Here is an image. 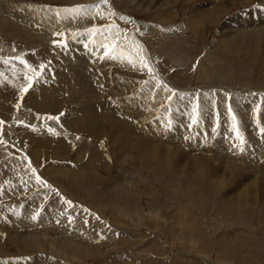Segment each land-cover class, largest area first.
I'll return each mask as SVG.
<instances>
[{"label":"rangeland","instance_id":"obj_1","mask_svg":"<svg viewBox=\"0 0 264 264\" xmlns=\"http://www.w3.org/2000/svg\"><path fill=\"white\" fill-rule=\"evenodd\" d=\"M20 1V5L13 6L9 11L5 8H0V16H6L10 13L12 18H21L24 23L32 25L33 28L39 27V33H45L47 37H51V39H47L51 46L48 55L39 58L38 63H42L44 67L41 68L40 66L38 70L39 64L37 63L33 68V70L35 69L34 71L30 69L25 71L24 64H21L22 68H15L13 66L20 64L21 60L26 61L27 56L36 50H19L16 53L15 50L7 48V46H10V44H7L2 49L7 54L0 53V122H2L0 123V147L3 146L1 148L2 151L0 150V169L2 171L0 173V186H5L3 187L4 189L8 188L10 190L12 185L15 186L21 181L20 183L23 184V192L26 197L25 203L23 199L14 200L11 202L12 206L15 205L24 209V204L27 205L26 202L28 200L35 203L36 201L43 200V203H48L59 196V198L65 200V205L67 204L65 214L68 215L73 225H80L85 231L89 232H86L89 236H93L96 240V242L92 240L90 242H93L92 245L82 250L84 251L83 255L86 254L85 258L81 257L83 255H77L80 258L76 257L74 262L68 260L70 264H264V183H262L264 180L257 184V187H255L257 192L252 197L249 192H241V189L244 186L246 187V184L249 186L250 183L245 182V185H241L232 182L235 177L232 173L226 179L227 181L224 182L223 186L226 185V190H223L221 186H217L216 188V180L219 179V176L223 172L222 169L204 168L199 174L197 173L198 170L194 173L182 166L173 165L171 162L161 161L154 157L146 158L143 155L141 156L134 147V150L133 148L125 147L126 145L118 137H115L116 139L113 142L110 137L104 139L97 136L98 134L86 135V132H81L82 126L80 123L76 126V130L70 129L69 118L65 117L70 114L74 115L71 112L78 108L76 106H79V101L85 104H87L86 102L90 103L91 100L87 97L88 92L85 94V91L89 90L92 85L96 90L100 87L98 86L100 85V78L91 73L94 69L93 63L97 64L98 59L85 56L75 59L79 62H68L69 64L72 63L70 67H74V65L77 66L81 62L86 61V68H82L81 71L82 75L78 72L76 76L72 77L75 79L74 84H76L74 89L68 92L63 90L64 93L54 98L56 101L59 99L63 101L58 105H53L52 107L55 109L37 110L38 107L34 98H36L37 93L41 92L39 89H41L40 84L42 79L44 81L45 77H52L51 71L56 74L57 69H62L64 66L65 57L60 55L62 51H70L71 49L68 47H74L72 52H70L73 56L75 55L74 51H81L82 53L86 49L92 51L90 45L80 46L91 44L94 41L95 44L100 45L99 47L107 48L109 46L112 47V51H115V49L121 53L124 51L125 53L123 52V54L125 55H129V53L135 54V49L128 48L127 43L137 38V31L132 33L131 30H128L126 37L121 36L119 34L120 29H116L115 27L117 22H114V27L111 23L107 22H98L97 24L93 22L94 24L92 23L90 28L84 27L87 24L85 23L78 26L75 30L66 29L64 31L67 26L75 25L73 21L75 18L65 19V16L60 17V15L67 13V11L53 10L44 13L37 9L26 8V6H33L34 4L43 6L45 4V6L47 5L46 7H50L54 5L44 2V0ZM123 1H117V8L122 13H129L135 20V23L139 25V34L143 32L145 36V38H139L140 40L141 38L143 39L141 41H146L153 33H148L150 32V29H147L149 26L157 24L155 26L156 29L161 30L159 33L162 32L161 27L158 26L159 21H156L160 15L168 19V13L171 15L170 12L174 11L175 20L168 21L173 22L174 25L173 23L171 25L170 23H166L168 27H166L167 29L165 28V30L170 29L171 31L165 34L169 40L173 35L172 28L176 30H179L177 27L182 28L183 22L189 18L194 9L202 6L203 3L209 2V0H191L189 2L179 0L175 6L173 5L174 7H167L162 13H159L155 7L156 2L151 3L148 7L149 9H138L135 5H127ZM216 1L219 5L223 4L222 7H224H221V22L209 25L211 29L209 28V30L205 31V36H197L198 38H195L197 41L192 39L189 44L193 46L189 51V47L187 46L188 48H186V44L182 47L181 54L184 56L182 58V68L179 65L178 67H172V69L168 67L169 63L164 62L162 64L165 71L163 74L173 79V85L184 90L191 88V92L197 90L202 84V86L206 87L211 86L209 91L212 90V92H222L230 87L231 89L236 88V90L244 94L246 93L245 95L247 96L250 93H254L250 92V89H253L255 94H257L256 96L263 97L264 63L259 57V61L257 59L252 61L250 56H245L242 53L240 56L230 54L228 58L221 61V63H224L230 69L220 74L219 77L221 79L219 77L215 79L217 82L214 80V82L212 81L208 84V81H202L204 80L203 77L195 78L194 73L198 72L200 64L203 63L204 65L205 63L210 67V60L208 62L207 58L218 55L215 54L216 37L221 35V26L223 24H232V18L240 19L242 16L257 21L260 18V9L264 10V4L261 3V0ZM55 6L60 8L66 7ZM52 13L57 17H53ZM80 15L81 13L78 17ZM131 16L130 18H132ZM65 21L67 22L66 24L64 23ZM153 22L154 24H152ZM8 25L7 22L0 20L1 29L8 27ZM10 25L14 26L13 23H10ZM91 28H95L98 31L92 35L84 36ZM114 28L118 30L115 32L117 39L102 42L98 33L102 31L101 33H105L106 37V34L111 33ZM246 28L240 27V29ZM216 32L219 35L216 36L218 34ZM57 33L60 35H57ZM146 33L148 34L146 35ZM135 34L136 37L134 38ZM165 35H162V38L166 39ZM80 40L83 42L78 43L77 41ZM101 43L104 45L102 46ZM30 47L33 48L34 43H30ZM153 51H155V47L151 46L150 52L153 53ZM137 55L142 58V54ZM37 56L35 54L32 57L34 63ZM101 56H103V53L100 54ZM156 56L158 55L156 54ZM45 58L46 62L43 60ZM187 58L188 64L185 63ZM28 61L29 59L26 62ZM137 61L139 64L142 63L141 60L140 62L139 60ZM154 62L155 66H159L158 69L161 72L162 67L160 62L157 63V60H154ZM217 64L219 63L217 62ZM50 67L52 70L49 69ZM116 67H119L118 71L115 68L116 76L122 75L124 77L120 79L114 78L115 81L117 80V84L120 83L119 87L116 88L119 91L116 95L124 96L123 100L128 98L127 94L130 89H134V92L138 89L131 96L132 98L136 94H138L137 97H141L140 92L148 88H150L149 90L152 92V95L158 94L155 92V87H152L148 80L143 79V70H140L141 73L135 74L128 68L124 70L125 67L121 68L119 65H116ZM218 67L223 69L220 65ZM180 69L181 71H178ZM47 73H50V75ZM83 75H87L89 77L88 83L92 84L86 90L77 82ZM174 77H176L175 80ZM182 77H186V80L181 81L180 78ZM227 78L230 79L228 80ZM30 81L31 86L28 87ZM11 82L15 83L17 87L16 85L13 88L9 87L8 84H11ZM122 84L130 89L120 92L119 89L122 88ZM221 85L222 87L225 85V87L217 88ZM25 88H27L26 91L24 90ZM156 89L158 88L156 87ZM200 90L209 93L204 88H200ZM179 92L183 91L180 90ZM220 92L219 94H221ZM95 93L98 92L95 91ZM172 95L175 98L171 97ZM171 96L166 93L164 99L160 97H157L158 99L147 98L143 103L147 107L149 105L150 109L154 112V118L165 116L169 120H174L176 118L175 113L180 109L176 104L181 101L176 99V93L171 94ZM80 97L81 99H79ZM186 99H184L185 101L182 104L189 106L192 111L194 106H197L198 109L205 108L204 102L206 101L198 103V99ZM143 100L144 98L138 101ZM206 100L209 101V95ZM109 101L110 103L114 102ZM154 103L156 104L155 106H153ZM50 104L51 102H49ZM259 104L260 102L257 101L256 105ZM210 108L214 109L215 112L214 106L211 105ZM232 112L233 108L231 107L230 113ZM216 119L220 121L221 118ZM221 120H223V117ZM258 120L255 119L256 122ZM144 122L147 123V121ZM81 123L85 124V122ZM71 125H74V122ZM244 127L246 128L243 131L247 135H253V133H248L247 126ZM50 129L54 130V132L50 131ZM151 138L153 137L151 136ZM131 140L137 143L139 137ZM37 141H39V144L36 143ZM154 145L152 146L154 147ZM160 145L162 146V144ZM189 152H187L188 158L186 156V159H184L187 164L190 163L188 161L192 160V154ZM92 154L94 155L90 156ZM96 154L98 155L96 156ZM195 154H197L196 151ZM89 157L91 159L96 158L94 163L92 162L95 164V166L91 167L92 169L84 167L86 162L88 163ZM10 159L15 160L14 162L16 163L12 168L5 165L6 162L12 165L9 162ZM33 169L35 172H33ZM249 172L253 173V170L247 169L244 175L249 174ZM72 176L77 177L76 183L70 180ZM37 177L45 183H39ZM213 178L216 180H213ZM249 182L251 181L249 180ZM241 186L243 187L240 188ZM223 192H225V196ZM236 197L243 201L246 200L245 203L238 202ZM262 197L263 200L261 199ZM227 199H229V203L226 201ZM3 200L7 202L10 198L6 197ZM5 205L7 206L6 203ZM86 249L88 250V254ZM71 251L69 249L70 253Z\"/></svg>","mask_w":264,"mask_h":264},{"label":"bare ground","instance_id":"obj_2","mask_svg":"<svg viewBox=\"0 0 264 264\" xmlns=\"http://www.w3.org/2000/svg\"><path fill=\"white\" fill-rule=\"evenodd\" d=\"M117 1L118 0H115L113 2V0H108L107 3H104L103 0H44V2L53 4L54 6L46 7L47 5L45 6V4L43 6L37 4H34L33 6H26V8L37 9L44 13H48L53 10H66V9H72L76 6H83L84 11L81 12V15L79 17L78 15H75L70 11H67V13L63 15H60V17L65 16L64 17L65 19L75 18L73 20L75 25H70V26L66 25L67 27L64 29V31L66 29L75 30L78 26H81L85 23L87 24L84 25V27L90 28V25L93 22H95L96 24L98 22H107V23H111V25L113 24L115 25L114 22H117L115 26L116 29L119 28L120 29L119 34L125 37L127 36L128 30H131L132 33L134 31H137V38H135L136 37L135 34L134 35L135 40L134 41L132 40V42L127 43L128 48L135 49V54L129 53V55L128 54L125 55L123 54L124 51L122 53L116 49L115 51H112L111 50L112 47L109 46H107V48L105 46H104L105 48L99 47L100 45L98 46L97 44H95L94 41L91 43L92 45L84 44L80 46L82 47V46L90 45L92 51H90L89 49H86L84 53H82L81 51H74L75 53L74 56L70 54V52H72L74 47H68L69 49H71L70 51H62L60 55L65 57L64 66L62 67V69H57L56 74H54L51 71L52 68L50 67L49 69H51L50 70L51 75L53 76L45 77L44 81L42 79V82L40 84L41 89H39L41 90V92L37 93L36 98H34L36 106L38 107L37 110L38 109L53 110L55 109L54 107H52L53 105H58L59 103H62L63 101H61V99L56 101L54 100V98L64 93L63 90H65L66 92L73 90L76 84H74L75 79H73L72 77L76 76L78 72L82 75L81 73L82 68H86V61L81 62L77 66L75 65L74 67L72 66L73 68L70 67L72 63L69 64L68 62H76L78 60L75 59L83 58L85 56H91V58L98 59L97 64L93 63L94 69L92 70L91 73L95 75L97 78L98 77L100 78L101 80L100 85H98L100 87H98L99 89L96 90L94 86L91 84L92 87L89 88V90L85 91V94L88 92L87 97L90 98L91 100L90 103L88 104V102H86L87 104H85L79 101L78 102L79 106H76L78 108L75 107L76 110L71 112L72 114L74 113V115L72 116L70 114L65 117V118L67 117L69 118L68 122L70 123L69 124L70 129L76 130V126L80 123V125L82 126L81 132L82 131L86 132V135L98 134L97 136H99L100 138L105 139L110 137L112 139L111 141H113L118 137V139L124 145H126L125 147H129L130 149L134 147L135 150L138 152V154H141V156L143 155L146 158L154 157L155 159L161 161L164 160L166 162H171L173 165L175 164L176 166H182L183 168H187V170L194 173L195 171L198 170L197 173L199 174V172L204 168L222 169L223 172L219 176V179H217V177L215 176L217 180L215 178H213V180L215 179L217 181L216 188L217 186L219 187L221 186L223 190H226V185L223 186L224 182L227 181L226 179L230 177L233 173L235 177L232 182L241 185H245L246 184L245 182L250 183L249 186H247L246 184V187L241 186L240 188L243 187L241 189L242 193L249 192V194H251L253 197V194L257 192L255 187H257V184H259L264 180V132H262V129H264V96L263 97L256 96L257 94H255V91L253 89H250L251 90L250 92H254V93H250V94L248 93L249 95L246 96L245 95L246 93L244 94L243 92L236 90L235 87H234L235 89H231L229 86H228L229 88L226 87L227 88L226 90L222 92L219 91L221 93L219 94V92H212V90L209 91V88H211V86L206 87V86H202V84L201 86L200 84H198L200 87L197 90H193V92H191L192 90L191 88H190L191 90L190 89L184 90L180 87H177L176 85H173L174 84L173 79H171V77H167L166 74H163V72H165L163 70L164 66L162 67V64L164 62L169 63L170 66L168 65V67L170 68L178 67L179 65L181 66V68L183 67L182 58H184V56L181 54L182 47H184L186 44V48L189 47L188 48L189 51V49L193 46L189 44L191 43L192 39L194 40L195 38L197 39L198 38L197 36H205L204 35L205 31L209 30L210 28L209 25L221 22L222 8H224L222 7L223 4L219 5L216 0H209V2L203 3L202 6L197 7L196 9L193 10V12L190 14L188 19L186 20L184 19L185 20L183 22L184 24L182 23L183 24L182 28L185 27L184 29H182L181 27H177L179 28V30H176L175 28L171 29L173 35L171 37L169 36L170 37L169 40L165 34L168 33L170 29L165 30V28L168 27L166 26V23L167 24L170 23V25L173 23L168 21L175 20L174 19L175 14L173 13L174 11L170 12L171 15H169L168 13L169 16L168 19H166L167 17L165 18L160 15L159 18L157 17L158 19H156V21L157 20L159 21L158 26L161 27L162 32L159 33V31L161 30L156 29L155 26L157 24H154L153 22L152 24L154 25L149 26V28H147L150 29V32H148L149 34L151 32L153 33L146 39V41H141L143 40L142 38H145V36L143 32L142 34H139V28H140L138 27L139 25L135 23V20L129 13L127 12L122 13L117 8L118 5ZM124 1L126 2L127 5H135L136 8L138 9H147L149 5H151V3L156 2L157 4L155 7L156 10L159 11V13L160 12L162 13V11H164V9H166L167 7H174L179 2V0H124ZM183 1L189 2L191 0H183ZM20 2H21L20 0H0V8H5L7 11H9L13 6L20 5ZM261 3L264 4V0H261ZM55 5L66 6V7L60 8ZM97 6L99 7L97 8ZM51 15L55 18L57 17L54 16L53 13ZM156 15L158 16V14ZM130 16L132 18H130ZM0 20L2 22H7L9 24L8 27L4 29H1L0 27L1 54H7L6 51H2V49L5 48L7 44H10L11 46V47L7 46V48L13 51L15 50L16 53H18L19 50L20 51L36 50L34 53L32 52V54L27 56V58L25 57L26 61L27 59H29L27 65H25L24 63H20L17 66H13V65L11 66L15 68L17 67L22 68L21 64H24L25 71L29 70L30 68L33 69L35 67V64L39 62V58L41 56L48 55L51 45H49L50 43L49 41H47V39H51V37H47L45 33H39L38 32L40 30L39 27L33 28L32 25H28L24 23L21 20V18L20 19L12 18L10 13H8L6 16L1 15ZM10 23H13L14 26L10 25ZM64 23L66 24L67 22L65 21ZM263 24H264V10L261 9H260V18L257 21L253 19H247L245 16H242L240 19L235 17L232 18V24L229 23L223 24L221 26V35H219L218 33L220 30L216 32L218 33L216 34V36L217 35L219 36L216 37L217 40L215 39L217 42L215 54L218 55L207 58L208 62L210 60V67L207 66L205 63L204 65L203 63L200 64L199 66L200 68L198 72L195 73L193 72L195 74V78L203 77L205 81L204 80L202 81L203 82L208 81V84H210V82L212 81L214 82V80L217 79L220 74H223L225 73L224 72L225 70L230 69L226 67L224 63H221L222 59L228 58L230 54L240 56L242 53L245 56H250L252 61H254L255 59L258 60L259 57L262 59L264 63ZM240 27H247V28L240 29ZM116 29L115 28L112 29L113 31L108 35L106 34V37H105V33L102 34L101 33L102 31L99 32L98 35L101 41L106 42L109 40L111 41L113 39L116 40L117 38L115 37V32L118 31ZM148 33H146V35ZM86 35H92V34L86 32L84 36ZM162 35H165L167 40L164 37L162 38ZM140 37H142L141 40L139 39ZM1 42L2 43L4 42V44H2ZM77 42L82 43L83 41L80 40ZM30 43L32 44L34 43L33 48L30 47ZM75 46L79 47L78 45ZM151 46L155 47V51H153V53L150 52ZM101 53H103V56L100 57ZM35 54H37L38 56L37 58L34 57L36 59V62L34 63L32 57ZM137 54H142V58L138 57L139 55ZM156 54L158 56H156ZM46 58L43 60L45 61ZM137 60H139V62L141 60L142 63L141 64L137 63L138 62ZM154 60H157V63L160 62V65L162 67L161 72L158 69L159 66L158 67L155 66ZM187 61L188 58L187 60H185V63L188 64ZM217 62L219 64H217ZM144 64H146L147 66L146 67L143 66ZM41 65L43 64L40 63L38 68L37 67L36 68L39 70V67ZM116 65H119L121 68L125 67L124 70L128 68L131 72L135 74L141 73L140 70H143L144 71V73H142L143 79L148 80L149 83L152 85V87H155L156 90L155 92H157L158 94L152 95L151 94L152 92H150L149 90L150 88H148L147 90H142L140 92V94L142 95L141 97H137L138 94H136L135 97L132 98L131 96L134 95L138 91V89L136 92H134V89L132 90L129 87H126L124 84H122V88L119 89L120 92L123 91L125 92L126 90L130 89V91H128L129 93L127 94L128 97L127 99H131V100H127L125 98L126 100H123L124 96L116 95L117 92H119L118 90H116V88L119 87L120 83L117 84L116 82L117 80L115 81V79L124 78L122 75L118 77L116 76L117 75L116 69L117 71L119 70V67H116ZM219 65L222 66L223 69L219 68L218 67ZM178 71H181V69ZM47 74L50 75V73ZM247 75L249 76V74ZM88 78L89 77L87 75L86 76L83 75V77L81 76L80 79L77 78L78 79L77 82H79L80 85H82L85 90L86 88L91 86L90 83H88L89 82ZM175 78L176 77H174V80ZM180 80L185 81L186 77H182L180 78ZM15 85L16 84L12 82L11 84L10 83L8 84V86L12 88L15 87ZM156 87L158 89H156ZM224 87L225 85H223V87L221 85L218 86L217 88H224ZM200 88L201 89L204 88L206 91H209V93H206L204 90H200ZM180 90L183 92H179ZM95 91H97L98 93H95ZM174 92L176 93V99L181 101L180 103L176 104L180 109L175 113L176 118L174 120H169V118H166L165 116H163L162 118H154L153 117L154 112L150 109L149 105L147 107L143 103L147 98L156 99L157 97H160L164 99L166 93L169 96H171V94H175ZM208 95H209V101L206 100ZM171 97L174 96L172 95ZM185 97L187 99L189 98L198 99L199 101L198 103H200L201 101H206L204 102L205 108L204 109L197 108L198 110L197 112H194L195 113L194 114L189 106H185L182 104L183 101H185L184 99H186ZM142 98H144L143 101H138L141 100ZM79 99H81V97ZM109 100L114 102L110 103ZM257 101L260 102L259 105H256ZM49 102H51L50 105ZM155 103L153 104V106L157 104ZM211 105L215 107V112L214 109L212 110L210 108ZM231 107L233 108L232 113H230L229 110L231 109ZM209 111H210V116H209ZM221 111H223V113H221ZM219 117L221 119L223 117V120L220 119L219 121L218 119H216ZM233 117H235V121L233 120ZM195 118L197 121L196 123L193 122ZM255 119L256 120L259 119L258 122H256ZM143 121H147V123L145 122L143 123ZM73 122L74 125H71V123L73 124ZM81 122H85V124ZM234 123L236 124V127L238 128L239 133L243 138V141L237 137V132L233 128ZM244 126H247L249 131L248 133H253V135H247L243 131V129L246 128ZM151 136L153 138H151ZM137 137H139V141H137L138 144L134 140H131ZM155 142L156 144L154 145ZM36 143L39 144V141H37ZM160 144H162V146ZM152 145H154V147ZM1 148H3V146L0 147V150L2 151ZM3 151L5 152V150ZM189 151L192 154V160L188 161L190 163L187 164L184 161V159H186L185 157L188 155L187 152ZM195 151L197 152V154H195ZM9 152L11 151L9 150ZM94 154L90 156H93ZM97 155L98 154H96V156ZM96 158L91 159L89 157L88 163L86 162V165L83 166L87 169L91 168L92 166H95V164L93 163L96 160ZM14 161L15 160L10 159L9 162L12 165H10L7 162L5 163V165H7L9 168H12V166L14 167V165H16ZM247 169L253 170V173L249 172V174L244 175V172ZM1 172L2 171L0 169V173ZM238 172H240L241 174ZM70 180L76 183L77 177L72 176ZM249 180L252 183L249 182ZM20 182L15 186L12 185L10 190H8L7 187H6L7 189H4L3 187L5 186L3 187L0 186V264H29V263L70 264L69 261L74 262L75 258L79 257L77 255H83L84 251L82 250L83 249L85 250V248H88L90 245H92L93 242L90 243L92 240L96 242L95 238L93 236H89L86 233L88 231H85L83 227H81L80 225L77 226L76 224L73 225V223L68 218V215L65 214V207L67 204L65 205V200L59 198L60 196L55 199H53L54 198L53 197L52 201L50 202L47 201L48 203H43V200L36 201V203L28 200L26 202L27 205L24 204V209H22V207L21 208L16 207L15 205L12 206L11 202H13L14 200L17 201L19 199L20 200L23 199L24 201L26 199L23 192V187H22L23 184H21ZM225 192H223L224 196H225ZM6 197L10 198V200L7 202L3 200V198ZM261 199L263 200V197ZM236 200L240 203H245L246 201V200L243 201L238 198ZM226 201L229 203V199H227ZM5 203L7 204V206L8 204H10V206L7 207ZM95 237H96V232H95ZM69 249L72 250L71 253L69 252ZM86 251L88 254L87 249ZM85 256L86 254H84L81 257L85 258Z\"/></svg>","mask_w":264,"mask_h":264},{"label":"snow or ice","instance_id":"obj_3","mask_svg":"<svg viewBox=\"0 0 264 264\" xmlns=\"http://www.w3.org/2000/svg\"><path fill=\"white\" fill-rule=\"evenodd\" d=\"M103 2H104V3H107L108 0H103ZM98 7H99V6H97V8H98ZM65 11H70L71 13H73V14H75V15H79L81 12L84 11V7H83V6H76V7L72 8V9H66ZM97 31H98L97 29L93 28V29H90V30H89V33H90V34H93V33L97 32ZM57 35H60V34L57 33ZM21 63H24L25 65H27V62H26V61L21 60ZM143 66L146 67L147 65L144 64ZM43 67H44V66L41 65V68H43ZM29 68H30V66H29ZM30 70H31V71H34V70L31 69V68H30ZM30 86H31V81L29 82L28 87H30ZM24 90L26 91L27 88H25ZM197 110H198V109H197V106H194V107H193V112H197ZM229 110H230V109H229ZM53 119H58V118H53ZM233 120L235 121V117H233ZM193 122L196 123L197 121L194 120ZM0 123H2V122H0ZM233 128H234V130L237 132V137L243 141V138H242V136L240 135L239 130H238V128L236 127V124H235V123L233 124ZM50 131H53V132H54V130H52V129H50ZM262 132H264V129H262ZM33 172H35L34 169H33ZM37 181H38L39 183H41V184H44V183H45V182H44L43 180H41L39 177H37ZM49 187H50V186H49Z\"/></svg>","mask_w":264,"mask_h":264}]
</instances>
